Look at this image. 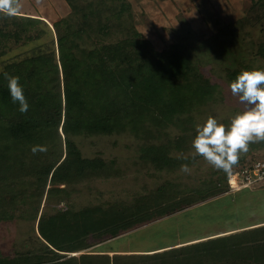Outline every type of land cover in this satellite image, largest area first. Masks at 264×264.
<instances>
[{"label":"trees","instance_id":"16d2710c","mask_svg":"<svg viewBox=\"0 0 264 264\" xmlns=\"http://www.w3.org/2000/svg\"><path fill=\"white\" fill-rule=\"evenodd\" d=\"M138 1L64 0L67 15L51 24L40 15H0V222L37 224V234L0 251V264H132L127 256L81 252L228 192V173L216 170L199 186L181 189L165 182L128 203L71 201L76 186L124 173L115 157L84 156L80 139L131 136L137 159L157 172L199 158L188 153L195 114L217 101L219 86L201 69L188 36L162 50L152 46L136 27L132 9ZM244 18L252 28L262 25L264 0H249ZM254 55L264 61V41ZM244 67L226 68L225 81ZM4 73L20 78L27 113L11 102ZM33 146L47 151L34 155ZM249 149L262 151L250 152L247 164L248 153L241 154L231 172L264 157V141ZM150 259L151 264H263L264 225L235 228Z\"/></svg>","mask_w":264,"mask_h":264},{"label":"rangeland","instance_id":"374dc122","mask_svg":"<svg viewBox=\"0 0 264 264\" xmlns=\"http://www.w3.org/2000/svg\"><path fill=\"white\" fill-rule=\"evenodd\" d=\"M160 1L141 0L133 5L136 27L158 50L167 48L170 44L184 43L183 36H188L187 42L192 43L201 69L219 86L217 101L195 114V128L210 116L228 126L232 118L243 111L245 106L231 95L229 83L223 77L224 70L242 66H246L243 70H264V61L254 55L257 44L264 41V21L256 28L245 22V10L249 0ZM21 4L22 13L43 16L49 24L68 13L64 0H41L39 4L36 0H21ZM47 40L46 37L41 42ZM35 46L36 43L15 49L3 59L11 58ZM226 52H233V55L228 56ZM172 134H176L173 129ZM80 141L84 156L101 154L107 158L115 157L124 173L120 179L96 180L76 186L70 198L78 205H95L106 200L128 203L136 195L146 194L150 189L165 182L179 184L181 189L186 186L196 187L216 171L199 157L195 164L188 166L189 173L181 172V167L168 173L157 172L137 159L136 140L131 136L86 138ZM260 151L262 150L249 149L248 154L243 153L246 154L245 163L252 159L250 152L258 154ZM193 152L192 149L188 153ZM218 199L220 200L216 201ZM205 204L207 205L204 206ZM192 208L195 209L183 211L184 214L178 219L159 221L148 229L113 242L112 248L148 250L184 239L186 236L192 238L227 232L235 228L241 230L254 222L264 220V187L259 184L252 190L227 192ZM36 225L16 219L0 222V251H5L8 245L25 239L29 234H37ZM90 251L91 248L81 253ZM73 255L78 256V253L68 254Z\"/></svg>","mask_w":264,"mask_h":264},{"label":"clouds","instance_id":"9594fccd","mask_svg":"<svg viewBox=\"0 0 264 264\" xmlns=\"http://www.w3.org/2000/svg\"><path fill=\"white\" fill-rule=\"evenodd\" d=\"M37 4L41 0H36ZM21 0H0V15L14 17L20 14ZM7 88L13 104L24 114L29 104L18 76L4 73ZM230 93L237 98L244 110L235 115L225 126L215 118L208 117L202 125L196 126L192 141L193 157L199 156L215 170L231 174L241 154L249 151L251 143L264 141V70H243L229 83ZM32 153L46 152L45 146H33ZM180 171L189 173L187 164Z\"/></svg>","mask_w":264,"mask_h":264},{"label":"crops","instance_id":"0c3cea01","mask_svg":"<svg viewBox=\"0 0 264 264\" xmlns=\"http://www.w3.org/2000/svg\"><path fill=\"white\" fill-rule=\"evenodd\" d=\"M260 188V187H258ZM251 189H247V190H252ZM243 191V190H242ZM213 203V202H211ZM205 206V205H204ZM204 206H199V207H204ZM197 208V207H196ZM195 208L190 207V209H186L191 211ZM185 211V210H184ZM183 212V211H181ZM176 214V213H175ZM183 213H179L178 215H169V216H165L162 217L160 219H157L155 221H152L150 223H147L139 228H136L132 231H129L123 235H120L114 239H109L107 241H104L100 244L94 245L93 247H91V250L93 251L92 254H97V255H107L109 256V258H112L115 255H120V256H127V257H131V263L132 264H151V260L150 258L155 257L156 254H161L162 252H168L169 250H177L183 246L207 239L208 237H215V236H219L225 233V231L222 232H218L215 234H209V235H203V236H195V237H189L186 236L184 239H179L175 242L169 243V244H164L162 246H159L157 248H152V249H148V250H140V249H127V250H121V249H113L112 248V244L115 241H121L123 238H128V236H130L133 233H138L140 230H144V229H148L149 227H151L153 224L158 223L159 221H170V220H175L180 218V215H183ZM260 225H264V220L260 221V222H254L253 224H250L246 227H243L241 230H244L246 228H252V227H256V226H260ZM238 229V228H236ZM91 254V253H90ZM264 264V263H263Z\"/></svg>","mask_w":264,"mask_h":264},{"label":"built area","instance_id":"2783aa9c","mask_svg":"<svg viewBox=\"0 0 264 264\" xmlns=\"http://www.w3.org/2000/svg\"><path fill=\"white\" fill-rule=\"evenodd\" d=\"M228 192L235 193L264 184V157L249 166L228 174Z\"/></svg>","mask_w":264,"mask_h":264}]
</instances>
